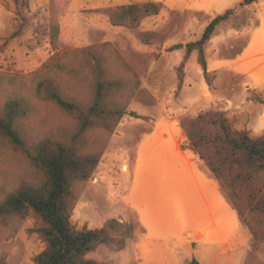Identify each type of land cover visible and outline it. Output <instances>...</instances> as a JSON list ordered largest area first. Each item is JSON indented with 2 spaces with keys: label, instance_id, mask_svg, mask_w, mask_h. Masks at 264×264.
<instances>
[{
  "label": "rangeland",
  "instance_id": "obj_1",
  "mask_svg": "<svg viewBox=\"0 0 264 264\" xmlns=\"http://www.w3.org/2000/svg\"><path fill=\"white\" fill-rule=\"evenodd\" d=\"M150 1L161 2V11L136 28L113 25L105 11ZM29 3L27 22L16 35L17 0H0V108L14 98L30 107L16 122L18 139L0 135V200L40 178L31 154L52 138L81 153H101L93 176L75 185L73 222L96 228L117 218L132 226L124 249L102 244L89 258L105 264H190L193 258L202 264H264V241H255L206 164L178 144L186 141L183 123L211 109H225L254 137L264 132V103L250 99L254 90L264 97V0ZM227 10L231 15L205 44L211 84L193 50L179 89L177 67L187 44ZM149 30L158 34L154 44L140 37ZM47 78L86 109L99 79L119 81L121 88L107 101L127 114L113 130L99 119L82 129L71 113L38 96L37 86ZM142 90L153 103L141 99ZM41 224L34 212L0 224V264H38L45 243L33 230Z\"/></svg>",
  "mask_w": 264,
  "mask_h": 264
},
{
  "label": "trees",
  "instance_id": "obj_2",
  "mask_svg": "<svg viewBox=\"0 0 264 264\" xmlns=\"http://www.w3.org/2000/svg\"><path fill=\"white\" fill-rule=\"evenodd\" d=\"M259 0H244L251 4ZM18 35L27 22L30 11L29 0H17ZM162 9L159 1L139 2L107 7L113 25L139 27L142 21ZM227 10L217 15L203 33L202 37L187 44L188 53L177 67L178 86L181 89L185 81V66L190 52L198 50L199 62L211 84L208 71L205 44L211 39L219 23L231 15ZM57 31V30H56ZM55 31V32H56ZM155 30L142 31L140 37L146 44H154L157 39ZM182 44L176 45L181 47ZM122 84L101 78L96 84L93 103L86 109L76 102L63 97L58 83L54 79H43L37 86L40 98L56 102L76 117L82 129L99 119L108 129H115L127 110L112 106L107 98L119 91ZM142 93V94H141ZM141 99H146L145 90ZM251 100L264 103V97L254 90ZM30 107L22 98L9 99L0 108V135L18 139L16 122L28 116ZM130 114L136 118L148 119L136 111ZM186 141L182 149L198 155L224 188L229 202L238 212L239 219L249 228L256 242L264 241V132L252 136L249 129L236 126L226 110L211 109L198 113L183 123ZM101 158L100 152L81 153L61 141L45 138L41 140L31 154L34 166L40 172V178L24 182L13 192L0 200V224L17 216H26L34 212L42 224L33 231L45 243L35 261L38 264H105L88 257V253L105 244L119 251L126 247V238L132 230L130 223L117 218L110 219L101 227L87 225L78 227L72 220L73 209L77 201L75 185L88 181L96 171ZM190 264H202L193 258Z\"/></svg>",
  "mask_w": 264,
  "mask_h": 264
},
{
  "label": "crops",
  "instance_id": "obj_3",
  "mask_svg": "<svg viewBox=\"0 0 264 264\" xmlns=\"http://www.w3.org/2000/svg\"><path fill=\"white\" fill-rule=\"evenodd\" d=\"M260 1V0H259ZM259 1H257V2H259ZM255 3V2H254ZM252 4V3H251ZM225 110V109H224ZM185 130V129H184ZM185 135H186V132H185ZM183 142V141H182ZM182 142H180V141H178V144H179V147H180V149L183 151V153L184 152H189V153H192L193 155H195L196 157H199L198 155H196V154H194L193 152H191V151H189V150H184V149H182V147H181V144H182ZM200 158V157H199ZM201 159V158H200ZM202 160V159H201ZM203 161V160H202ZM204 162V161H203ZM205 163V162H204ZM207 166V165H206ZM208 167V166H207ZM209 168V167H208ZM211 171V170H210ZM212 172V171H211ZM212 174H213V172H212ZM214 175V174H213ZM215 176V175H214ZM216 177V176H215ZM218 180V179H217ZM221 185V184H220ZM221 189L225 192V190H224V188L221 186ZM225 194H226V192H225ZM226 196H227V194H226ZM227 199H228V197H227ZM229 201V200H228Z\"/></svg>",
  "mask_w": 264,
  "mask_h": 264
}]
</instances>
